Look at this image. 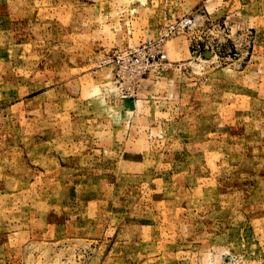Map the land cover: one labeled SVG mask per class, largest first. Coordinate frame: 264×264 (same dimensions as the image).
<instances>
[{"label": "rangeland", "instance_id": "obj_1", "mask_svg": "<svg viewBox=\"0 0 264 264\" xmlns=\"http://www.w3.org/2000/svg\"><path fill=\"white\" fill-rule=\"evenodd\" d=\"M151 1L0 0V264H264V0Z\"/></svg>", "mask_w": 264, "mask_h": 264}, {"label": "built area", "instance_id": "obj_2", "mask_svg": "<svg viewBox=\"0 0 264 264\" xmlns=\"http://www.w3.org/2000/svg\"><path fill=\"white\" fill-rule=\"evenodd\" d=\"M160 47L161 42L141 43L117 54L118 76L134 82L156 70L160 62Z\"/></svg>", "mask_w": 264, "mask_h": 264}, {"label": "crops", "instance_id": "obj_3", "mask_svg": "<svg viewBox=\"0 0 264 264\" xmlns=\"http://www.w3.org/2000/svg\"><path fill=\"white\" fill-rule=\"evenodd\" d=\"M165 1L167 0H152L150 2V6L153 7V6H160L161 4L165 3ZM173 1H176V2H181L182 4H186L187 6L183 7L184 10H188V4L191 2V1H200V0H173Z\"/></svg>", "mask_w": 264, "mask_h": 264}]
</instances>
